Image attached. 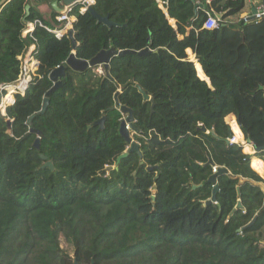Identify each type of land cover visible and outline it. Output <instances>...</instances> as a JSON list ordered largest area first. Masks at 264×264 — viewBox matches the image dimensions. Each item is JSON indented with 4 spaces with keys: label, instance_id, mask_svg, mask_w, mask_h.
<instances>
[{
    "label": "trees",
    "instance_id": "obj_1",
    "mask_svg": "<svg viewBox=\"0 0 264 264\" xmlns=\"http://www.w3.org/2000/svg\"><path fill=\"white\" fill-rule=\"evenodd\" d=\"M95 1L94 11L116 26L76 7L79 59L111 47L151 52L116 57L111 76L98 67L67 68L47 97L48 75L73 44L35 29L39 75L7 109L11 130L0 117V264H264V191L257 185L264 161H252L259 175L243 147L228 143L231 126L246 152L245 138L264 147V17L231 23L246 0ZM196 3L203 5L197 14ZM27 4L11 0L0 12V84L22 73L33 42L23 36L27 23L59 25L56 15L49 23L34 9L26 18ZM208 13L223 16L219 28H204ZM118 92L120 105L133 111L139 152L120 133ZM102 118L101 129L94 124ZM31 129L42 135L26 136ZM256 157L264 160V152ZM214 165L228 172L213 173ZM215 186L216 202L207 205Z\"/></svg>",
    "mask_w": 264,
    "mask_h": 264
},
{
    "label": "water",
    "instance_id": "obj_2",
    "mask_svg": "<svg viewBox=\"0 0 264 264\" xmlns=\"http://www.w3.org/2000/svg\"><path fill=\"white\" fill-rule=\"evenodd\" d=\"M9 1H11V0H0V12H1L2 8ZM79 1H81V0H60L59 2H61L64 6H71V5L72 6H75L77 4V2H79ZM59 2L57 1L54 4V7H55V9H56L57 12H59L60 10H62L58 6L59 5ZM261 4L264 5V0H263V2ZM46 5H48V1H45V2H42V3H35L34 0H28V4L25 7V12H26V16L25 17L28 18L30 16V14H31V9H34L40 15H42L44 18H46L49 23H51V20H52V17L54 16V14L44 11L43 7L46 6ZM202 7H203L202 4L196 3V5H195V12H196V14L198 13L199 8H202ZM89 12L92 15H94V17L97 19L98 23H103L105 25V23L102 21V17L103 16L97 14L94 11V8L93 7H91L89 9ZM257 12H258L257 7H254L253 8V15H252V19L253 20H254V15L257 14ZM216 17L218 18V20H222V18H223L222 15H216ZM113 26H116V25H112L109 28H111ZM68 37L72 41V44H73V52L68 57V59L66 60V62H65L64 65H61V66L57 67L56 69L52 70L49 73L48 77L53 82V86L47 92V97H49L52 93L56 92L62 86V78L66 77V75H67V68H69V69H71L73 71H77V72H85V71H87L89 69H96L97 67H101L105 71V73H106L107 76H111L110 71H109L110 70V64H111L112 60H114L116 57H123V56H126V55H139V56H142L144 54H148V53L151 52L149 48H147V49H145V50H143L141 52H137L135 50H117L114 47H111L109 49H103V50H101L98 54H96L90 60H84V59H79L77 57L76 49L78 47V43L75 40V31H74V28H72V29L69 30ZM203 80H206V82H208V84L211 85V81H210L209 78L208 79H203ZM137 88H138L139 93L143 96L144 101H151L152 104H153V106H154V100H153V98H151L141 88L140 85H137ZM261 89H263V87H261ZM119 94H120V92H118L115 95V107L114 108L115 109H119L125 115V118L121 122L120 133H121L122 136L125 137V139H126V141L128 143L131 144V142H132L131 147H130V151H137V152H139V147H138L137 142H135L134 140L131 141V138H130V131L129 130H134L135 129V126H134L135 118H134L133 111L130 108L126 107V106L120 105L119 99H118ZM48 104H49V99L46 98L44 100L43 108L40 111L41 114L46 111ZM33 118L34 117L32 116L28 120V125H31ZM104 121H105V118H102L99 121H97L94 125L95 126L96 125H100V127L102 129L103 128V125H104ZM12 123H13V121H11L10 119L7 120V129L8 130H11L12 129ZM202 130H205V128L202 127ZM31 133H37L38 135H42L41 132H38V131H35V130L31 129L26 134V136L29 135V134H31ZM229 138L230 139H235V135H234V132L231 129V127L229 129ZM245 141L247 142V144L251 145L252 148L254 149L253 150V153L250 154L251 159H252L253 156H256L257 153L264 152V147H262L261 149L255 148L253 146L252 141L250 139H245ZM228 143H229V140H228ZM38 144H39V141L37 140V142H36L35 145L38 146ZM126 156H127V154H123L122 156H120L118 158L117 162H120V160L122 158L126 157ZM42 158L45 159V160H47V158L45 156H42ZM209 164L213 165V162L210 161ZM45 166L46 167H50L51 169H54L53 163L51 161L46 162ZM112 168L113 167H108L107 169L108 170H111ZM252 168H253V166H252ZM220 172L227 173L228 171L226 169H221ZM244 181H245L244 179H241L240 178V182L241 183H243ZM257 185L259 187H261L262 190L264 191V182L257 183ZM217 191H218V186H215L214 192H213V196L207 202V205H210V204L216 202V199H217V197H216ZM237 207L238 208H241L242 207V204L239 202L238 205H237ZM256 220H257V216L254 217V219L246 227H244L242 229H238V232L244 231L246 228H248L251 225H253L256 222ZM75 263L78 264L77 261Z\"/></svg>",
    "mask_w": 264,
    "mask_h": 264
},
{
    "label": "built area",
    "instance_id": "obj_3",
    "mask_svg": "<svg viewBox=\"0 0 264 264\" xmlns=\"http://www.w3.org/2000/svg\"><path fill=\"white\" fill-rule=\"evenodd\" d=\"M214 0H207V3H211ZM95 0H81L77 2L75 6H65L64 10L56 16V20L59 22V27L58 28H51L49 26H46L41 22L40 20H34L33 22H28L26 25V28L23 32V36L30 37L32 39V43L28 46L27 51L25 55L22 58V73L19 77V79L14 82V83H3L0 84V117H6L7 120L9 118L7 117V109L12 106L13 102L12 99H8L9 96L11 95V90H18V85L21 83L22 80H24L25 76L30 73L32 70L27 69L25 66L26 63V57L28 52L30 51L31 57L33 59V65L36 66L35 71L37 68L40 66V61L36 58V52H37V44L35 38L32 36L35 29L37 27H42L45 28L46 30L50 31L51 33L55 34L57 38H62L64 36L68 35V32L70 29L74 28V24L76 22V17L73 15V11L76 7H78L80 13H86L89 12V9L93 7L95 4ZM257 14L254 15V21H259L264 17V5H259L257 7ZM244 21H249L250 19H242ZM219 22L218 18L216 15H212L208 13V19L204 23V28L205 29H216L219 28ZM196 56V55H195ZM39 75V72L36 71L31 78V80L28 82V86L24 90V92L20 93L19 96H25L27 90L29 87L33 84V81L35 78ZM20 91V90H19ZM4 111V113H3ZM229 144H235L237 142L234 141V139H228ZM247 143V142H246ZM243 147H245L244 144H242ZM220 171L219 166L214 165L213 166V173H218Z\"/></svg>",
    "mask_w": 264,
    "mask_h": 264
},
{
    "label": "crops",
    "instance_id": "obj_4",
    "mask_svg": "<svg viewBox=\"0 0 264 264\" xmlns=\"http://www.w3.org/2000/svg\"><path fill=\"white\" fill-rule=\"evenodd\" d=\"M57 1L59 2L60 0H48V5H46V6L43 7L44 11L49 12V13H52V14H54V15H58V14H60V13L64 10L65 6H64L61 2H59V5H58V6H59L62 10H60L59 12H57L56 9H55V7H54V4H55ZM262 2H263V0H246V7H245V9L243 10V12H242L240 15H237V16H233V17H231V18L229 19V21H230L231 23H238V22H240L242 19H247V18L251 19V18H252V15H253V8H254V7H258L259 5H261ZM160 5L163 6L162 3H160ZM164 11H165V13H166V15H167V18H168L170 24L174 27V29L177 30L176 21H175L174 19H171V18L169 17L168 12H167V10H166L165 8H164ZM51 16H52V15H51ZM44 19H46V18H44ZM171 20H173V23L171 22ZM46 21H47V19H46ZM51 23H52V21H51ZM187 55H188V59H189L190 61H192V62L195 63V66H196L197 64H199V63L197 62V60H196V57H195L194 52H193L191 49H188V50H187ZM200 65H201V64H200ZM196 69H197V68H196ZM202 69H203V67H202ZM203 71H204V70H203ZM197 72H198V70H197ZM204 73H205V72H204ZM198 74H199V73H198ZM199 77H200V75H199ZM200 78H201V77H200ZM201 79H202V78H201ZM230 116H231V115H230ZM233 116H234V115H233ZM251 147H252V146H251ZM252 149H253V148H252ZM254 159H259L261 162L264 161L263 159H261V158H259V157L253 156L252 159H251V166H252V161H253ZM263 164H264V162H263ZM258 174H259V173H258ZM259 175H260V174H259ZM260 176L264 179V174H263V175H260Z\"/></svg>",
    "mask_w": 264,
    "mask_h": 264
},
{
    "label": "bare ground",
    "instance_id": "obj_5",
    "mask_svg": "<svg viewBox=\"0 0 264 264\" xmlns=\"http://www.w3.org/2000/svg\"><path fill=\"white\" fill-rule=\"evenodd\" d=\"M102 21L105 23V25H107L108 27L112 26V25H115L114 22H112L109 17H102ZM25 66L27 69H30L32 70L30 73H28L24 80L21 81V83L18 85V90L14 91V90H11V95L9 96L8 99H12V106L16 103V99H17V96L20 95V93L24 92V90L26 89V87L28 86V82L31 80V78L33 77L34 73L36 71L39 70V67L37 68V70L35 71L36 69V66L33 65V59L31 57V54H30V51L28 52L27 54V57H26V63H25ZM20 90V91H19ZM247 147L249 148L250 150V153L252 154L253 153V149L251 147V145L247 144Z\"/></svg>",
    "mask_w": 264,
    "mask_h": 264
},
{
    "label": "rangeland",
    "instance_id": "obj_6",
    "mask_svg": "<svg viewBox=\"0 0 264 264\" xmlns=\"http://www.w3.org/2000/svg\"><path fill=\"white\" fill-rule=\"evenodd\" d=\"M99 74H103L104 73V70L101 68V67H98V69L96 70ZM130 131V138H131V141L134 140V133L132 132V130H129ZM135 141V140H134ZM136 142V141H135ZM132 144V142H131ZM131 147V145H130ZM248 153V152H247ZM249 154V153H248ZM63 246H67L66 243L63 241ZM70 250V249H69Z\"/></svg>",
    "mask_w": 264,
    "mask_h": 264
},
{
    "label": "clouds",
    "instance_id": "obj_7",
    "mask_svg": "<svg viewBox=\"0 0 264 264\" xmlns=\"http://www.w3.org/2000/svg\"><path fill=\"white\" fill-rule=\"evenodd\" d=\"M163 7V6H162ZM57 16V15H56ZM77 20V19H76ZM250 20H253L252 18L250 19ZM221 21V20H220ZM59 27V25L57 26V28ZM68 36V35H67ZM196 57V56H195ZM197 60V59H196ZM198 61V60H197ZM194 63V62H193ZM199 63V62H198ZM195 64V63H194ZM199 76V75H198ZM203 80V79H202ZM206 81V80H205ZM235 117V116H234ZM235 119H236V117H235ZM236 121H237V119H236ZM227 122V121H226ZM228 124V123H227ZM229 125V124H228ZM230 126V125H229ZM231 127V126H230ZM246 139V138H245ZM235 144H239V145H241L242 147H243V145H242V143H235ZM243 149H244V152H245V147H243ZM254 150V149H253ZM246 154H248L247 152H245ZM249 155H250V153H249Z\"/></svg>",
    "mask_w": 264,
    "mask_h": 264
}]
</instances>
